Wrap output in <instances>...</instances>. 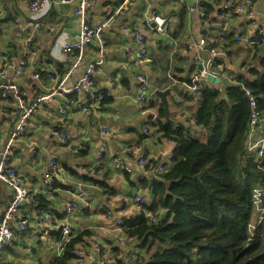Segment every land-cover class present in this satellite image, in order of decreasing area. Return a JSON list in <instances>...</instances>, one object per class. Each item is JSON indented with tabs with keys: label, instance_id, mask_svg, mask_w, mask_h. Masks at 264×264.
I'll list each match as a JSON object with an SVG mask.
<instances>
[{
	"label": "crops",
	"instance_id": "0c3cea01",
	"mask_svg": "<svg viewBox=\"0 0 264 264\" xmlns=\"http://www.w3.org/2000/svg\"><path fill=\"white\" fill-rule=\"evenodd\" d=\"M29 1L0 0V61L4 62L12 56L16 60L28 61L17 85L28 97H35L47 93L62 81L64 75H55L57 65L67 71L69 65L75 63L72 54L68 60L62 59L61 47L74 40L78 33V24L71 14L77 0H68L67 4L48 0L50 10L36 28L30 24L26 11ZM194 4L195 0H93L85 20L91 27L107 22L99 34L102 42L95 38L88 44L82 63L63 83V87L73 86L83 75L85 64L99 61L100 64L95 67L94 81L104 100L89 101L83 94H73L70 96L72 105L62 115L59 110L64 105V97L57 95L37 109L27 123L24 136L13 143L11 166L24 178L34 196L41 195L48 200L51 212L37 210L34 202L20 209L21 217L29 220L27 230L33 234L15 235L12 244L4 251L2 264H52L53 260L59 258L63 253L60 247L62 235L50 236L48 231L62 226L65 208L73 202H77L79 210L68 218L71 231H91L88 241L100 244L109 263L112 247H119L122 257L125 252H135V242L123 241L120 230L112 227V224L117 219H130L141 212V208L132 202L133 198L148 194L140 189L138 177L153 175L154 167L163 162L173 148L156 132L154 126L143 132L148 119L158 115L157 106L161 101L155 98V106H152L148 99L141 109L135 105L136 75L144 74L147 77L150 91L169 88L170 120L172 118L174 123L186 125L191 119L186 112L193 104L183 101V93L194 95L184 82L172 78L171 68L183 70L178 76L190 78L195 74L190 70L192 65L195 61H205L207 57V52L200 45V40L205 38L221 55L219 65L213 70L223 85L224 82H231L236 73L245 71L243 64L249 62L253 51L249 50L245 36L236 46L227 47L228 42L218 36V16L209 33L202 35L199 15L188 10ZM215 12L212 17L216 16ZM153 15L166 21L164 34L141 29L145 19ZM247 21L245 17L230 18L226 14L224 22L232 33L240 32V25L245 26L246 35L255 28H264V0H256L252 19ZM50 27L54 29L53 33L49 32ZM125 28L143 35L149 51L148 61L136 62L137 45L131 36L123 32ZM222 47H225L223 51ZM258 49L264 53V43ZM47 57L51 63L47 62ZM164 60L169 61L171 68L168 67L166 71L171 76L159 68ZM37 69L55 75V80H33L31 76ZM160 74H166V77L161 78ZM153 77L160 78V83L153 85ZM112 89L113 93L110 92ZM82 107L86 108V112H81ZM17 111L11 97L0 99V151L4 148L7 133L17 120ZM103 129L107 132L103 133ZM60 135L65 136V142L60 141ZM81 146L88 148L83 157L78 155ZM101 147L104 149L102 158L97 159ZM140 158L146 160V167L138 166ZM52 160L56 172L50 176L46 191L41 192L43 175L53 169L49 165ZM114 160L129 167L131 173L115 169ZM86 175L99 180L104 186L84 180ZM10 198L11 193L0 182V217ZM42 212L46 216H42ZM106 212L110 213V219L106 218ZM60 213L62 217L59 219ZM86 243L82 248L85 252L82 264H98L100 256L89 242Z\"/></svg>",
	"mask_w": 264,
	"mask_h": 264
},
{
	"label": "trees",
	"instance_id": "16d2710c",
	"mask_svg": "<svg viewBox=\"0 0 264 264\" xmlns=\"http://www.w3.org/2000/svg\"><path fill=\"white\" fill-rule=\"evenodd\" d=\"M225 1L201 0L200 8L211 23ZM231 1L223 13H231L239 2ZM224 40L227 47L240 43L231 37ZM263 43L261 36L249 46L253 51L243 65L245 71L236 73L231 82L212 89L202 81L194 97L183 93V101L194 105L189 122L192 120L197 130H190L189 123L176 124L172 118L165 121L162 104L157 106V119L151 126L173 145L172 163L163 173L153 171V175L138 177L140 189L148 195L143 196L141 212L123 219L120 229L123 241H135L136 250L122 257L119 247H112L110 263L100 255L104 264H264V151L256 149L259 141L261 145L264 141V53L258 49ZM219 61L214 59L213 68ZM47 62L51 63L48 57ZM56 69L59 77L66 72L60 65ZM190 70L196 72V66ZM170 72L173 79L191 86L190 78L178 76L183 70L172 67ZM34 73L40 81L49 80L46 76L56 78L40 69ZM249 98H253L254 107ZM154 99L149 97L152 106ZM252 115L257 120L254 126ZM87 152L88 148L81 146L78 155ZM84 180L104 186L87 175ZM33 202L37 210L51 212L45 197L33 195ZM146 212L153 214V221ZM91 234L89 230L71 231L62 255L53 261L75 264V252L90 243Z\"/></svg>",
	"mask_w": 264,
	"mask_h": 264
},
{
	"label": "built area",
	"instance_id": "2783aa9c",
	"mask_svg": "<svg viewBox=\"0 0 264 264\" xmlns=\"http://www.w3.org/2000/svg\"><path fill=\"white\" fill-rule=\"evenodd\" d=\"M237 4H235L234 10L230 15V18H242L245 17L247 22H250L253 16V6L256 0H238ZM59 3L67 4L69 3L68 0H59ZM201 0H195V4L193 7H189V12H196L201 19V32L202 35H207L209 31L212 29V23L210 22V17L206 15L203 9L200 8ZM93 5V0H77L76 6L72 10V16L75 19L76 23L78 24V33L74 40L71 42H66L61 47V57L62 59L68 60L69 56L75 52H77V56L75 57V63L69 65L67 71L65 72L62 81L58 82L54 87L50 88L49 91L45 94H41L35 97H28L26 93L22 92L17 85V81L19 77L22 75L23 71L27 68L28 61L26 59H19L16 60V57H10L4 62L0 61V98L5 99L7 97H11L16 105L17 108V120L14 123L13 127L9 130L6 135L5 145L4 148L0 151V182L5 185L7 190L11 193V198L8 206L5 208L3 212H1L0 217V264L3 263L4 259V251L7 249L13 242L15 235L21 236L23 234L29 236L32 235L33 232L27 230L29 227V220L28 218H22L20 215V209L23 206L31 205L33 200V194L26 186L24 178L19 174L17 170H15L11 166V156H12V146L13 143L18 139L24 136L26 131V126L29 119L36 113L37 109L44 104L49 103L55 96L61 95L63 96L64 105L59 110V113L65 115L67 112V107L72 105V99L70 98L71 95H85L86 99L89 101H101L104 99V96L98 92L96 89L95 81H94V72L95 67L100 64L99 61H95L92 63H88L84 65V73L83 75L73 84L72 87L66 88L63 87V83L70 79L71 76L75 73L76 68L80 65L83 61V52L85 51L86 47L92 40L100 39L99 34L101 30L106 26L107 22H104L102 25L91 27L86 23L85 20V13L91 9ZM232 5L231 0L225 1L219 8L220 14L218 15L220 20L219 25V38H228L231 37L237 42L243 41L246 37L245 41L248 46H254L261 36H264V28H255L249 35L245 34V26L240 25L239 30L240 32L232 33L229 30L227 23H225V13L223 11ZM51 7V3L48 0H33L27 4L26 11L28 17L30 19V24L33 27L40 26V20L43 19L47 13L49 12ZM250 20V21H249ZM155 25V28L152 27ZM166 21L161 19L157 16H151L141 24V29L144 31H154L156 34H164L166 30ZM50 33H53V28H48ZM123 32L129 36H131L137 45V60L136 62H144L148 61L149 51L145 44V40L142 34L139 32L125 28ZM100 39V43H101ZM200 45L202 48L207 52V57L203 62L204 71L206 74L216 77V73L213 70V62L214 59L219 55V52L210 47L208 41L205 38L200 40ZM195 66L197 62L195 61ZM31 78L33 80H39V75L32 74ZM47 79L50 81L55 80L51 79L49 76H46ZM57 81V80H56ZM203 81L204 84L210 85L212 89H215L216 85L206 83L204 78L201 74L196 71L190 77L191 86L189 87L191 93H193L197 88V84ZM136 82H137V96L134 100V103L140 109L143 108L144 104L148 101L150 94V88L148 86L147 77L144 74H137L136 75ZM114 89L110 92L113 93ZM249 103L251 107L255 106V102L253 98H249ZM81 112H86V108L82 107ZM157 116H153L152 119L148 120L144 128L142 129L144 133L147 132L148 127L153 125ZM257 120L255 115H252V126L256 125ZM103 133H106L107 130L103 129ZM60 141L65 142V136L60 135ZM168 143H170L168 141ZM171 144V143H170ZM261 150L264 151V141H262ZM104 149L101 147L97 159L102 158V153ZM173 154L170 151L166 154L165 158L162 160L163 162L158 163L154 167L155 173H163L172 163ZM168 162V163H164ZM138 166L144 168L147 166L146 160L143 158L138 159ZM168 164V165H167ZM53 169L50 172H46L43 175L44 181L42 182L41 192H45L49 186V179L50 176L55 174V166L54 161H50L49 164ZM114 168L121 169L126 173H131V169L127 166H123L118 160H114ZM97 175V173H94ZM144 198L142 195H137L133 198V203L141 208V205L144 203ZM79 205L77 202L70 203L65 208V219L64 223L62 224V241H61V248L66 241L69 240L71 235V228L69 225L68 218L75 212H78ZM42 216H46L45 212H42ZM107 219L111 218L109 212L105 213ZM145 216L150 220L153 221V214L150 212H146ZM51 224V220L49 221ZM123 224V220H115L112 224V227L121 229ZM122 244V242L120 241ZM90 244L93 247L94 252L97 255H101L103 250H101L100 244L98 245L95 241L91 240ZM76 261L75 264H82L83 259L85 257V252L83 249H78L75 252ZM52 264H57L56 261H53ZM98 264H104L103 259L99 258Z\"/></svg>",
	"mask_w": 264,
	"mask_h": 264
},
{
	"label": "water",
	"instance_id": "95a60500",
	"mask_svg": "<svg viewBox=\"0 0 264 264\" xmlns=\"http://www.w3.org/2000/svg\"><path fill=\"white\" fill-rule=\"evenodd\" d=\"M59 8H60V6H59ZM152 27L155 28V25H152ZM216 58L217 59L221 58V55L219 54ZM203 68H204L203 62L202 61H198L197 65H196V70L204 78L205 82L209 83V84H214L216 86H219V84L221 82L220 78L217 77V76L216 77H212V76L206 74V72L204 71ZM170 96H171V90L169 88L164 89V90L154 89L152 91V93L150 94L151 98H159L160 99L161 104H162V108H163V112H164V120L165 121H169L170 120V109H169V101H168V97H170ZM61 232H62V226H60L57 230L48 231V234L50 236L59 237L61 235Z\"/></svg>",
	"mask_w": 264,
	"mask_h": 264
},
{
	"label": "rangeland",
	"instance_id": "374dc122",
	"mask_svg": "<svg viewBox=\"0 0 264 264\" xmlns=\"http://www.w3.org/2000/svg\"><path fill=\"white\" fill-rule=\"evenodd\" d=\"M171 53V52H170ZM168 55H169V53L167 54V57H168ZM172 57V56H171ZM239 62V61H238ZM169 61L167 60H164L163 62H161V64H160V67L159 68H161V70L162 71H166L167 69H168V67H169ZM243 65H245V63L243 64ZM171 67H169V69H170ZM245 68V67H244ZM168 69V70H169ZM166 74H169L170 76H171V74H170V72L168 71H166ZM165 74V75H166ZM165 75H161L160 74V76H161V78H165L166 76ZM160 81H161V79L159 78V79H157L156 77H153L152 78V80H151V83L153 84V85H157V84H159L160 83ZM194 106V105H193ZM193 106H191L190 108H188L187 109V115H189V116H191V118H192V116L194 115V113H195V108L193 107ZM190 119V118H189ZM190 125H189V127H190V130L192 129V130H194L193 128H195V126L192 124V120H190ZM258 132H259V130H257ZM257 146V148L256 149H258L259 147H261V141H259V143L256 145ZM257 196H258V194H257ZM259 198L257 197V199L256 200H258ZM133 242H135V241H133ZM134 250H136V249H134Z\"/></svg>",
	"mask_w": 264,
	"mask_h": 264
}]
</instances>
